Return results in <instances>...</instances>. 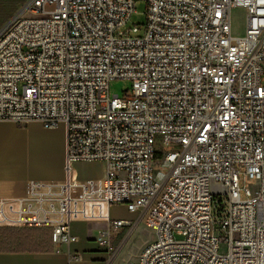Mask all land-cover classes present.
Listing matches in <instances>:
<instances>
[{
    "label": "built area",
    "instance_id": "built-area-1",
    "mask_svg": "<svg viewBox=\"0 0 264 264\" xmlns=\"http://www.w3.org/2000/svg\"><path fill=\"white\" fill-rule=\"evenodd\" d=\"M136 1L142 36L123 30ZM262 78L264 0H26L0 27V121L64 124L66 176L0 199V228L59 247L76 217L133 231L110 216L123 204L154 234L131 264H264Z\"/></svg>",
    "mask_w": 264,
    "mask_h": 264
},
{
    "label": "crops",
    "instance_id": "crops-1",
    "mask_svg": "<svg viewBox=\"0 0 264 264\" xmlns=\"http://www.w3.org/2000/svg\"><path fill=\"white\" fill-rule=\"evenodd\" d=\"M14 133L18 134V138H14ZM50 140L52 144L49 141L41 144L30 137L25 125L0 121V199L24 196L29 180L59 181L65 178V133L59 131ZM35 152H39L41 160L50 164L35 163V170L31 171L30 160ZM131 219L128 221L136 225L129 232L127 228L110 230L104 222H94L91 227L84 219L73 218L70 232L76 241L59 247L52 244L48 229L0 228V264H131L138 259L142 247L153 239L145 241L132 258L119 261L121 251L138 226L142 225L153 233L142 221L137 222L136 214ZM101 235L106 243L100 241ZM107 245L116 252L109 251Z\"/></svg>",
    "mask_w": 264,
    "mask_h": 264
},
{
    "label": "rangeland",
    "instance_id": "rangeland-1",
    "mask_svg": "<svg viewBox=\"0 0 264 264\" xmlns=\"http://www.w3.org/2000/svg\"><path fill=\"white\" fill-rule=\"evenodd\" d=\"M25 1L26 0H0V22H3L5 20L7 21L15 13H17L21 9ZM146 10L147 6L144 1H136L134 4V10L126 25L123 27V30L133 29L136 27L138 29V36H142L144 34L143 24L145 23L146 19ZM231 27L232 34L234 36H244L246 29V12L244 9L236 8L232 10ZM262 84H264V78H262ZM130 87L131 83L127 80H113L109 83V93L111 96L117 95L118 97L122 98L125 93H128L130 91ZM25 128L26 131H28L30 137L39 140L41 144L45 143L46 141H49V143L52 144V140H50V137L55 138L59 131H63L65 133L64 124H59L54 129H46L39 122L31 121L25 125ZM14 138H18V134L14 133ZM50 160L52 162L54 161L52 158ZM30 161V165H32L31 171L35 170V167L33 165L35 163L43 164L45 166L50 164V162H47L46 160H41L39 152H35L33 156H31ZM103 168V164L100 163L78 164L74 167V171L79 178H97L100 177L103 173ZM132 215L127 211L126 205L123 204L112 206L110 211V216L112 219L133 220L131 219ZM89 225L91 227L94 226L92 223ZM152 238H154L153 233L144 228L142 225L138 226L135 233L131 236V238L128 240L123 250L121 251L118 260L127 261V259L132 258L143 246L145 241H150Z\"/></svg>",
    "mask_w": 264,
    "mask_h": 264
},
{
    "label": "trees",
    "instance_id": "trees-1",
    "mask_svg": "<svg viewBox=\"0 0 264 264\" xmlns=\"http://www.w3.org/2000/svg\"><path fill=\"white\" fill-rule=\"evenodd\" d=\"M6 21V20H5ZM5 21H3V22H0V27L5 23Z\"/></svg>",
    "mask_w": 264,
    "mask_h": 264
}]
</instances>
